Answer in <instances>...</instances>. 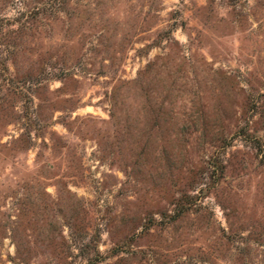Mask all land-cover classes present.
Wrapping results in <instances>:
<instances>
[{
	"label": "rangeland",
	"instance_id": "1",
	"mask_svg": "<svg viewBox=\"0 0 264 264\" xmlns=\"http://www.w3.org/2000/svg\"><path fill=\"white\" fill-rule=\"evenodd\" d=\"M0 264H264V0H0Z\"/></svg>",
	"mask_w": 264,
	"mask_h": 264
}]
</instances>
